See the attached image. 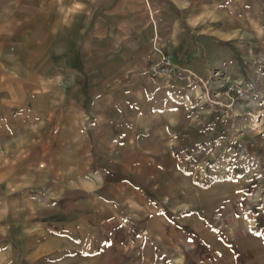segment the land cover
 <instances>
[{
	"label": "crops",
	"instance_id": "obj_1",
	"mask_svg": "<svg viewBox=\"0 0 264 264\" xmlns=\"http://www.w3.org/2000/svg\"><path fill=\"white\" fill-rule=\"evenodd\" d=\"M32 2L36 39L56 46L45 71L52 155L22 194V149L12 165L8 93L0 92V264H43L44 255L51 264L263 263L264 242L214 225L211 200L184 192L156 160L166 152L163 122L190 77L151 65L168 53L191 76L213 65L182 25L197 0ZM12 63L22 64V51L0 50V91L16 87Z\"/></svg>",
	"mask_w": 264,
	"mask_h": 264
},
{
	"label": "rangeland",
	"instance_id": "obj_2",
	"mask_svg": "<svg viewBox=\"0 0 264 264\" xmlns=\"http://www.w3.org/2000/svg\"><path fill=\"white\" fill-rule=\"evenodd\" d=\"M19 11L21 27L15 23ZM34 11L32 0H0V50L9 48L16 57L22 51V64L12 63L10 81L16 87L0 91L8 93L4 105L10 109L12 165L22 149V194L34 190L43 177L38 163L52 155V107L45 71L56 46L36 39ZM183 15V29L187 27L201 41L199 59L213 65L195 76L182 68L175 71L190 80L175 95L179 105L177 111L171 109L170 122H163L169 129L160 138L166 152L156 155V160L171 168L184 192L211 200L214 225L240 240L264 242V0H197ZM3 33L10 35L9 46L2 41ZM237 87L245 89L244 95L235 91ZM27 204L22 202L23 210ZM25 253L22 246V258ZM112 253L108 251V257ZM40 261L51 264L49 255Z\"/></svg>",
	"mask_w": 264,
	"mask_h": 264
},
{
	"label": "built area",
	"instance_id": "obj_3",
	"mask_svg": "<svg viewBox=\"0 0 264 264\" xmlns=\"http://www.w3.org/2000/svg\"><path fill=\"white\" fill-rule=\"evenodd\" d=\"M150 68L163 74L181 71V69L173 63L172 57L169 54H164L161 59L153 63ZM235 91L242 96L244 95L245 89L243 87H237Z\"/></svg>",
	"mask_w": 264,
	"mask_h": 264
}]
</instances>
